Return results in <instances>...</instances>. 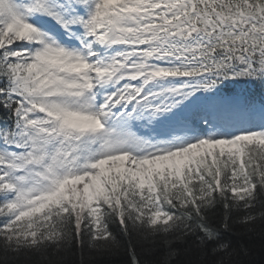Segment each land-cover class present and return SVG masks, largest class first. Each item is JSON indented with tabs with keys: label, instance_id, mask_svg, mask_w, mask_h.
I'll use <instances>...</instances> for the list:
<instances>
[{
	"label": "snow or ice",
	"instance_id": "obj_1",
	"mask_svg": "<svg viewBox=\"0 0 264 264\" xmlns=\"http://www.w3.org/2000/svg\"><path fill=\"white\" fill-rule=\"evenodd\" d=\"M257 226L264 0H0V264H245Z\"/></svg>",
	"mask_w": 264,
	"mask_h": 264
},
{
	"label": "trees",
	"instance_id": "obj_2",
	"mask_svg": "<svg viewBox=\"0 0 264 264\" xmlns=\"http://www.w3.org/2000/svg\"><path fill=\"white\" fill-rule=\"evenodd\" d=\"M257 98L262 94L261 89L254 88ZM249 246L251 247V255L245 257V264H264V233L261 232L259 226H257V232L253 235L252 239L249 241ZM126 256L118 255L110 258H105L102 264H126Z\"/></svg>",
	"mask_w": 264,
	"mask_h": 264
}]
</instances>
